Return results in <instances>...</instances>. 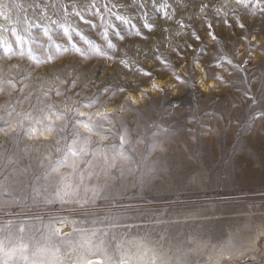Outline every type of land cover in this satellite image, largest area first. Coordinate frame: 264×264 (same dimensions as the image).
I'll return each mask as SVG.
<instances>
[{"label": "rangeland", "instance_id": "obj_1", "mask_svg": "<svg viewBox=\"0 0 264 264\" xmlns=\"http://www.w3.org/2000/svg\"><path fill=\"white\" fill-rule=\"evenodd\" d=\"M92 2L0 0V46L13 49L0 53V264H264V11L257 0L247 8L238 0H96L117 4L112 11L131 18L141 36L114 15H94ZM105 20L124 36L108 28L111 49L101 36ZM69 26L107 56L73 52ZM74 41L87 51L79 36ZM54 44L68 50L56 54ZM49 103L68 116L73 109L110 116L101 123L128 131L129 158L108 147L118 136L100 140L108 133L80 128L99 142L98 155L91 164L81 157L75 173L71 160L61 166L54 133L25 134L40 128ZM62 178L79 186L73 199L81 203L56 199ZM92 189L101 198L84 204Z\"/></svg>", "mask_w": 264, "mask_h": 264}, {"label": "snow or ice", "instance_id": "obj_2", "mask_svg": "<svg viewBox=\"0 0 264 264\" xmlns=\"http://www.w3.org/2000/svg\"><path fill=\"white\" fill-rule=\"evenodd\" d=\"M136 0H133V3H135ZM153 3H155V0H152ZM239 3H241L245 8L248 7L249 0H238ZM140 8H146L148 7V4L140 3L138 5ZM169 5L164 4L163 7L167 8ZM257 6L261 8L262 11H264V4L260 3V0H257ZM103 7L105 9L104 13H101L100 8ZM117 4L109 5H97L96 0H93V2L89 5L88 9L91 11L92 9H95L94 15L99 16L101 19H105L106 15H114L115 19L120 22L122 25H127L131 29L135 30V34L137 36H141V31L139 30L138 26L132 22L131 18H126L120 13L113 12L112 9L116 8ZM207 7L206 5H202V8ZM156 11L159 12L160 8L157 7ZM75 15L80 17L81 21H84V16L80 11H75ZM167 18V15L165 13V17ZM85 23H88L92 27H96L95 25H91V22L84 21ZM55 23V22H53ZM224 23L227 25V20H224ZM34 27H40L39 25H34ZM63 27V26H61ZM118 27V26H117ZM140 27L147 29L151 31L153 29V25L148 22L147 20L141 21ZM209 28L212 27L211 24L208 25ZM236 27L243 28V24H237ZM108 28H113L112 35L116 37V39L122 40L124 39V36L121 35V32L116 30L115 27H113L111 24L107 23V20H105V30L101 33V36L105 40V44L107 48L111 49L114 47L111 40L108 39ZM44 35L48 36L49 42H52V36L50 35V30L45 29ZM64 35L67 37L69 41V46L71 47L72 51L75 52L77 55L81 56L82 58H87L89 55H98V56H107V53L103 51L102 48L98 47L95 43H93L92 40L87 39L83 33H80L79 30L75 27L69 26L68 28H64ZM209 35L212 37V39H216L214 32H209ZM74 36H79L82 40L83 44L87 47V51H85V48H82L78 46V44L74 41ZM195 39H199L198 36H194ZM246 38V37H245ZM17 43H22L23 38L20 36L16 37ZM56 48V54H59L61 50L67 51L68 48L61 49L59 45H55ZM29 52V58L34 60L37 63H42L43 61L40 60V57L35 54V52L32 49L28 50ZM0 53H3V55L8 56L13 54L12 48H5L0 46ZM54 56L52 54H49L47 57V61L51 62ZM221 59H224L221 57ZM157 60H161L160 57H157ZM161 62H163L161 60ZM121 63H125L124 61H121ZM227 63L232 64L231 60H228ZM218 66V65H217ZM235 67V65H233ZM141 75L143 76H151L150 72L147 71H141ZM216 79H220V77H215ZM176 79H180L177 77ZM75 81L73 80V83ZM154 89L161 90L157 88L156 85H152ZM120 91H124V89H120ZM56 95H60L59 91L56 90ZM247 94V93H246ZM46 95V94H45ZM27 99V97H25ZM42 103V101H39ZM255 103V100L253 101ZM86 107H91V105H85ZM36 105H33V110H35ZM45 108L47 109V115H42L39 120L36 121L38 125H40V128L33 127L32 129H29L25 134H45V133H54L53 135V142L56 145V151H63V155L61 157V166H67L68 161L71 160L72 163L70 167L73 169V173H75L78 162L81 157L83 156H89V160L86 162L87 164H91L92 160L96 159L98 153L97 149L100 146L98 141H92L89 139L88 136L83 135L80 133L79 129L83 128L86 133L88 134H101L104 132H107L108 135H100V140H107L109 135H114L119 137V143L117 144L115 141L110 144L108 147L111 149L116 150V155L120 156L124 159H128V151L131 147V144L128 140V131L126 129L121 130L119 127L116 128H107L105 129L103 127V124L101 121L111 120L112 118L110 116L104 115L103 113L99 116V118H94L93 116H87L84 117L82 114L80 116H77V109L72 110V115L68 116L64 112L59 111L58 109H55V106L51 103L46 104ZM45 108L40 109L41 113H44ZM54 118L50 123L45 124V121L49 118ZM55 121H62V123L57 124ZM75 129V131L69 132L67 138L63 135L65 132V129ZM3 130V129H0ZM59 137V139H57ZM101 158L107 162L108 156L106 153L100 154ZM53 171H55V168H53ZM91 176V173L89 174V177ZM83 180V176H81V182ZM79 187L78 185H73L72 183L66 181L64 178L61 179L60 188L56 192L55 196L56 199H59L63 201L64 197H68L69 202H76L81 203L80 201H75L73 198L76 196L75 189ZM92 197L84 199L83 203L87 204L89 202H95L96 199L101 198L102 192L98 191L96 189H92ZM3 264H7V260L3 261ZM89 264H92L91 261H89Z\"/></svg>", "mask_w": 264, "mask_h": 264}]
</instances>
